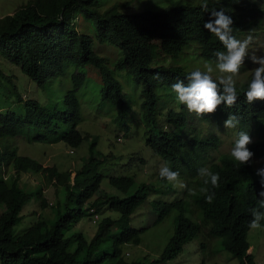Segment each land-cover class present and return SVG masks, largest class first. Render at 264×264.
<instances>
[{"label": "trees", "instance_id": "obj_1", "mask_svg": "<svg viewBox=\"0 0 264 264\" xmlns=\"http://www.w3.org/2000/svg\"><path fill=\"white\" fill-rule=\"evenodd\" d=\"M103 2L30 0L14 14L0 17V57L18 65L48 95L45 104L36 99L25 100L12 84L14 105L0 108V205L4 208L0 212V263L167 264L200 234L204 239L202 248L207 249L211 241L222 238L223 247L241 264H255L254 257L247 253V234L251 210L257 208L256 196L261 191L254 175L259 163L256 158H264V100L248 103L245 93L249 83L236 81L235 105L227 107L222 103L212 114L197 115L179 103L171 85L177 80L187 84V76L197 70L172 62L186 51L198 50L202 67L207 60L214 62L212 66L216 69L214 53L226 49L204 28L213 10L223 8L231 15L233 35L240 40L245 33L257 34L247 29H264V0H207V11L202 7L205 0H170L164 8L133 13L122 12L123 7L118 4L102 7ZM78 16L92 22L95 36L76 27L74 21ZM94 37L101 44L115 45L121 50L123 56L113 67L94 50ZM86 65L97 68L102 78L100 104L104 105V112H110L109 124L116 129L115 137L139 138L133 129L135 125L140 127L138 131L143 133L145 145L165 165L179 171L180 180L186 185L181 188L185 199L154 201L157 217L153 226L163 222L174 208L180 211L175 232L156 259L129 260L130 254L124 248L132 244L140 246L142 233L147 229L131 226V216L150 193L157 191L156 184L168 186L170 183L159 172L155 173L156 181L151 180L144 171L146 159L143 158L139 162L140 180L137 173L108 176L101 171L116 156L98 151V139L83 134L78 128L83 116L77 91L86 80V74L79 68ZM217 76L212 75L218 82L221 76ZM1 78L11 81L0 67V82ZM131 81L139 83V92L132 90ZM219 88L222 92V86ZM229 114L239 117L238 133L246 131L254 138L248 146L254 153L250 164L235 161L231 150L221 151L222 132L236 133L235 129L226 131L224 127ZM206 123L208 129L201 126ZM17 137L31 143L64 142L73 149L91 138L89 156L75 170L72 179V171L46 167L29 155L20 154L13 143ZM202 167L219 173V187L204 184V178L198 174ZM28 173H45L49 180L65 185L66 197L64 202L52 207L54 216L45 217L40 213L36 222L18 233L15 227L24 218V208L29 203L37 198L44 209L49 205L41 189L21 184L22 177ZM105 177L125 196L110 193L94 199ZM137 181L139 184H135ZM204 187L215 193L212 203L206 202L207 194L201 191ZM188 200H191L188 205H192L185 207ZM103 204L120 216L103 217L89 239L83 231L75 229V224L84 217H93L91 209L100 215ZM186 209L191 211L190 216L186 215ZM111 238V246H107ZM211 258L204 255L203 261L197 264H206Z\"/></svg>", "mask_w": 264, "mask_h": 264}, {"label": "rangeland", "instance_id": "obj_2", "mask_svg": "<svg viewBox=\"0 0 264 264\" xmlns=\"http://www.w3.org/2000/svg\"><path fill=\"white\" fill-rule=\"evenodd\" d=\"M129 1H132L130 6H125ZM30 0H0V17H6L14 14L21 7L27 6ZM113 4L122 5L120 8L122 12L133 13L136 11L147 10V9H161L170 4V0H104L102 7H107ZM75 25L82 32L95 36V27L86 18L78 16L75 19ZM247 31H254V33H245L241 36L240 40H244L248 35L253 36V42L248 48V56L245 57L244 63L240 67L239 74L234 77L235 81L239 83L247 81L252 75L253 70L258 67L252 62L251 56H264V29L259 30L258 28H250ZM94 50L102 57L107 59L109 66L113 67L115 62L119 60L123 54L121 50L111 44H101L94 37ZM173 63L180 64L188 70L201 69L203 70V60L198 56V50L195 53L185 52L181 54L177 59L172 60ZM208 63L207 60L204 61ZM214 63V62H211ZM0 67L3 69L5 75L10 76L11 81L8 79L1 78L0 82V108L13 106L15 96L11 93V85L15 84L18 91L22 94L25 100L36 99L40 100L43 104L48 102V95L42 90L35 81L31 80L26 76L20 69V67L11 61H8L0 57ZM243 67V68H242ZM242 68V69H241ZM214 69V68H213ZM80 72L86 74V80L84 85L78 89L77 95L81 103V115L83 121L79 124V130L85 134H90L91 138L96 137L98 139L97 150L107 155H115L116 158L111 159L109 164L102 166L101 171L105 175H133L137 173V180L142 178L139 173L140 159H146L144 165V171H147L150 175V179L156 181V175L160 168L165 165V162L161 157L154 154L152 149L145 145L143 133H139L140 127L134 126L133 133L139 138L123 139L122 137H115L116 129L110 121V112L103 111V104L101 101V91L103 87L102 78H100L98 69L86 65L79 68ZM78 71V68H76ZM222 76L225 73H220L216 69L211 75ZM217 76V77H220ZM132 80V79H131ZM133 83V91H140L141 87L139 83L131 81ZM130 90V88L128 87ZM106 106V105H105ZM107 106L110 107L109 104ZM135 110H139L134 105ZM204 129L209 128V124L201 125ZM144 132V125H141ZM226 131L228 130L225 128ZM120 130V129H119ZM118 131V130H117ZM229 131V130H228ZM122 136V135H121ZM224 137V145L221 151L232 150L235 141L237 140L235 134L232 132H222ZM91 138H87L78 148H71L64 142L58 144H42L29 142L24 137H17L13 143L17 146L20 154L29 155L46 167H58L59 170L69 172L72 171V179L75 176V170H79L88 159L89 148L91 144ZM74 151V152H73ZM138 154V158H133ZM183 182V181H182ZM184 183V182H183ZM21 184L31 189H41L43 197L48 201V207L43 208L41 206L40 199H34L33 202L29 203L24 208V218L19 222L15 231L18 233L26 231L34 222L39 219L40 213L45 217L54 216L53 206L57 202H64L66 197L65 185L56 184V181L49 180L48 175L45 173L34 174L28 173L22 177ZM135 184H139L137 181ZM134 184V185H135ZM157 191L149 194L146 201L134 212L130 218V224L136 228L147 227L142 233V243L140 246L137 245H126L124 252H128L129 260L139 259L144 257L145 261L149 259H156L161 255L165 247L167 246L170 238L175 232L177 226V218L180 214L178 208H174L172 212L163 220L153 226V221L157 217V213L154 207V201H177L183 197L184 190L180 187H174L173 184L168 186H162L156 184ZM110 193L120 195L124 197L125 194L120 192L117 188L113 187L109 183V177H105L100 186V189L95 194L94 199L99 196H106ZM185 199V198H184ZM187 200V199H186ZM191 200H188L185 207ZM192 203L188 205L190 207ZM104 207L100 218L95 222L94 217L88 216L77 221L75 224L76 230L83 231L86 236L91 239L97 230V223L103 217L112 215L113 217H119L120 213L116 211H109L107 205L103 204ZM4 208L0 205V212ZM36 212V213H34ZM201 211L198 210V216ZM186 215L190 216L191 211H187ZM259 229H251L248 233V240L253 247V255L255 257L256 264H264V224H261ZM113 238L106 242L107 246H111ZM204 239L202 235L196 236V238L185 246L183 252L174 260L169 261L167 264H197L202 262L205 256H212L213 258L208 259L206 264H240L239 260L232 255L231 252L227 251L222 244V238H216L211 241V244L207 249L202 248ZM1 264V263H0Z\"/></svg>", "mask_w": 264, "mask_h": 264}, {"label": "clouds", "instance_id": "obj_3", "mask_svg": "<svg viewBox=\"0 0 264 264\" xmlns=\"http://www.w3.org/2000/svg\"><path fill=\"white\" fill-rule=\"evenodd\" d=\"M202 7L207 11V0H205ZM233 24L234 21L231 15L226 14L223 8L219 11L213 10L209 21L204 23V28L214 34L226 49V51L217 50L214 53L216 58L215 68L220 73L227 74L226 76H221L218 82L214 80L211 75L214 69L212 63L208 62L204 65L205 71L197 69L187 76V84H185L184 80H177L171 85L172 90L177 94L179 103L186 105L190 112H195L197 115L212 114L222 103H225L227 107H232L237 102L238 93L234 77L239 74L240 67L244 63L245 57L248 56V48L254 38L252 35H248L242 41L237 39L233 35ZM251 60L259 66L253 70V75L247 81H244L249 83L245 96L247 102L250 104L255 100H264V56L258 57L252 55ZM219 86H222V92ZM238 124L239 117L235 114H229L228 118L224 121V127L235 129V136L238 135V139L231 150V156L240 164H250L253 162L254 153L248 146L253 143L254 138L246 131L238 133L236 128ZM256 161L259 163L254 176L261 191L256 196L257 201L255 206L257 208L251 210L252 219L248 225L249 231L251 229H259L262 226L261 224H264V211H261V209H264V158H256ZM198 174L204 178L205 185L210 183L213 188L219 187V173H213L208 167H202L198 170ZM159 176L174 186L180 188L186 187L180 180L179 171H173L167 165L160 168ZM201 191L207 194L206 202L212 203L215 193H210L207 187L202 188ZM247 241L249 243L247 253L254 257L252 253L253 247L248 240V234Z\"/></svg>", "mask_w": 264, "mask_h": 264}, {"label": "built area", "instance_id": "obj_4", "mask_svg": "<svg viewBox=\"0 0 264 264\" xmlns=\"http://www.w3.org/2000/svg\"><path fill=\"white\" fill-rule=\"evenodd\" d=\"M91 210H92V212H94V216H93L94 220L97 221L99 219L100 215L97 214L94 209H91Z\"/></svg>", "mask_w": 264, "mask_h": 264}]
</instances>
